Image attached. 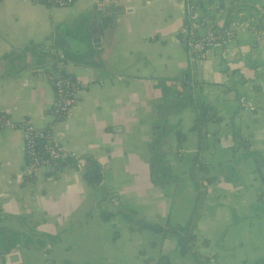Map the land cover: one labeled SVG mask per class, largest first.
<instances>
[{
  "label": "crops",
  "instance_id": "1",
  "mask_svg": "<svg viewBox=\"0 0 264 264\" xmlns=\"http://www.w3.org/2000/svg\"><path fill=\"white\" fill-rule=\"evenodd\" d=\"M194 17L199 34L240 26L197 59ZM57 70L84 84L60 121ZM0 112L77 156L30 175L21 131H0V227L20 234L0 264H199L165 231L190 222L206 264H264V0H0Z\"/></svg>",
  "mask_w": 264,
  "mask_h": 264
},
{
  "label": "built area",
  "instance_id": "2",
  "mask_svg": "<svg viewBox=\"0 0 264 264\" xmlns=\"http://www.w3.org/2000/svg\"><path fill=\"white\" fill-rule=\"evenodd\" d=\"M44 2L50 6L66 7L73 0H44ZM201 26H203V22L196 21L194 17L182 32L185 46L195 52L197 59L206 58L208 49L215 41H225L232 37L240 24L238 21H230L220 29L206 28L203 33L199 34ZM48 51L57 61L58 66H62L65 55L62 52H57L55 47H50ZM51 83L54 89L51 112L54 120L60 121L70 113L84 84L60 70L52 75ZM8 129L19 130L22 133L25 164L30 175L44 170L55 172L60 168L62 162L77 157L74 151L65 149L53 140L51 125L36 126L26 117L15 121L6 112H0V131ZM110 201H115V198L111 197Z\"/></svg>",
  "mask_w": 264,
  "mask_h": 264
},
{
  "label": "trees",
  "instance_id": "3",
  "mask_svg": "<svg viewBox=\"0 0 264 264\" xmlns=\"http://www.w3.org/2000/svg\"><path fill=\"white\" fill-rule=\"evenodd\" d=\"M188 23V22H187ZM180 38L183 39V35H180ZM212 119V115L209 114V109L206 106L200 107L198 115L195 119V124L192 129L197 131L200 130L208 120ZM185 134L182 132H177V137L179 141H182ZM71 159H68L64 162H69ZM62 162V164L64 163ZM83 178L85 182L89 185H98L101 181V167L100 164L92 157H88L86 160V165L83 171ZM132 221L138 222L139 228L148 229L151 231L159 232L163 231V227L157 223L139 221L138 219H132ZM165 231L169 232L176 239L177 247L181 254H186L191 252L199 264H206L208 262V257L200 256L195 249L196 235L193 231L192 222L185 225L178 226H168ZM20 240V234L15 230L8 229L5 227H0V255L10 252L18 244ZM156 264H171L166 256H160Z\"/></svg>",
  "mask_w": 264,
  "mask_h": 264
},
{
  "label": "water",
  "instance_id": "4",
  "mask_svg": "<svg viewBox=\"0 0 264 264\" xmlns=\"http://www.w3.org/2000/svg\"><path fill=\"white\" fill-rule=\"evenodd\" d=\"M121 1H122V0H121ZM255 160H257V157H256V159H255ZM260 167H261V166H260V164H259V169H260Z\"/></svg>",
  "mask_w": 264,
  "mask_h": 264
}]
</instances>
